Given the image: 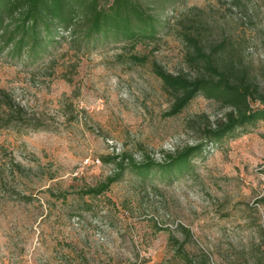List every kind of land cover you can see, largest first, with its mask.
<instances>
[{
    "label": "rangeland",
    "instance_id": "374dc122",
    "mask_svg": "<svg viewBox=\"0 0 264 264\" xmlns=\"http://www.w3.org/2000/svg\"><path fill=\"white\" fill-rule=\"evenodd\" d=\"M139 1L158 23L150 42L80 47L65 35L36 67L0 58L1 100L20 118L5 125L0 104V264H264V121L181 174L130 166L164 164L231 111L200 94L167 116L174 98L154 66L206 74L186 35L205 54L223 45L213 60L264 96V0ZM123 157L118 182L83 195Z\"/></svg>",
    "mask_w": 264,
    "mask_h": 264
},
{
    "label": "trees",
    "instance_id": "16d2710c",
    "mask_svg": "<svg viewBox=\"0 0 264 264\" xmlns=\"http://www.w3.org/2000/svg\"><path fill=\"white\" fill-rule=\"evenodd\" d=\"M157 24L139 0H0V58L36 67L51 57L52 51L66 40L65 35L80 47L128 43L135 48L156 37ZM185 37L193 49L192 62L202 65L206 74L189 79L183 75L172 76L154 66V73L174 98L167 116L179 115L200 94L221 102L231 111L204 130L202 142L172 156L167 155L164 164L146 161L137 165L131 161L130 166L138 172L157 169L168 176L181 174L189 161L209 144H215L250 124L264 121V96L258 93L257 86L247 74H235L232 66H222L213 60L214 53L219 58L226 48L219 45L211 50V54H205L193 36ZM129 60L144 64L147 58L131 55ZM0 104H5L6 114L10 117L5 125L10 126L20 119L15 114L18 112L13 113L1 96ZM125 169L123 157V161L116 164L113 176L83 195L96 197L105 193L120 180ZM176 255L187 260L182 245L176 248Z\"/></svg>",
    "mask_w": 264,
    "mask_h": 264
},
{
    "label": "built area",
    "instance_id": "2783aa9c",
    "mask_svg": "<svg viewBox=\"0 0 264 264\" xmlns=\"http://www.w3.org/2000/svg\"><path fill=\"white\" fill-rule=\"evenodd\" d=\"M264 125V124H263ZM264 127V126H263Z\"/></svg>",
    "mask_w": 264,
    "mask_h": 264
}]
</instances>
